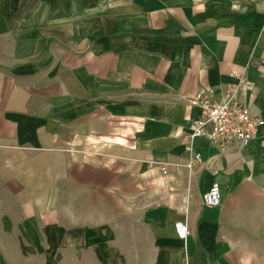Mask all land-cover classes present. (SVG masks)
<instances>
[{
    "label": "crops",
    "instance_id": "obj_1",
    "mask_svg": "<svg viewBox=\"0 0 264 264\" xmlns=\"http://www.w3.org/2000/svg\"><path fill=\"white\" fill-rule=\"evenodd\" d=\"M232 71L264 120V0H0V248L15 264H264V126L247 148L196 139L186 167L187 99Z\"/></svg>",
    "mask_w": 264,
    "mask_h": 264
},
{
    "label": "built area",
    "instance_id": "obj_2",
    "mask_svg": "<svg viewBox=\"0 0 264 264\" xmlns=\"http://www.w3.org/2000/svg\"><path fill=\"white\" fill-rule=\"evenodd\" d=\"M229 76L236 79L225 91L215 97L200 91L187 103L200 109L199 118L190 126V132L184 136V151L189 155L186 167L192 169L201 161V154L194 149L196 139H205L211 147L224 152L230 144H238L247 148L256 139L264 126V120L251 115L246 105L236 101L235 95L242 84L248 85L245 73L232 71ZM162 171L166 169L162 167ZM221 193L219 185L214 181L202 195L204 207L219 206ZM176 236L184 240L189 234L184 221L174 224Z\"/></svg>",
    "mask_w": 264,
    "mask_h": 264
},
{
    "label": "rangeland",
    "instance_id": "obj_3",
    "mask_svg": "<svg viewBox=\"0 0 264 264\" xmlns=\"http://www.w3.org/2000/svg\"><path fill=\"white\" fill-rule=\"evenodd\" d=\"M3 243L7 244V242ZM16 261L14 248L8 249L7 246L0 248V264H15Z\"/></svg>",
    "mask_w": 264,
    "mask_h": 264
}]
</instances>
